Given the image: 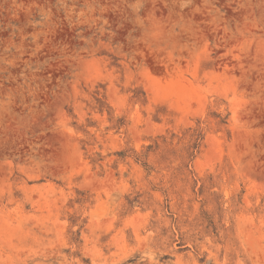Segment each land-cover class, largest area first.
Listing matches in <instances>:
<instances>
[{
	"label": "rangeland",
	"instance_id": "rangeland-1",
	"mask_svg": "<svg viewBox=\"0 0 264 264\" xmlns=\"http://www.w3.org/2000/svg\"><path fill=\"white\" fill-rule=\"evenodd\" d=\"M0 264H264V0H0Z\"/></svg>",
	"mask_w": 264,
	"mask_h": 264
}]
</instances>
